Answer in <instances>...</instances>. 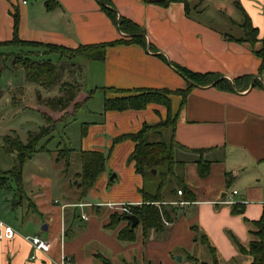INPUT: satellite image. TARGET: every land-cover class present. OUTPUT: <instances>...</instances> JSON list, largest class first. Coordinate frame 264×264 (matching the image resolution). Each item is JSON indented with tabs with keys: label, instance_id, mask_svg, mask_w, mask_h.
Returning a JSON list of instances; mask_svg holds the SVG:
<instances>
[{
	"label": "crops",
	"instance_id": "obj_1",
	"mask_svg": "<svg viewBox=\"0 0 264 264\" xmlns=\"http://www.w3.org/2000/svg\"><path fill=\"white\" fill-rule=\"evenodd\" d=\"M55 1L58 5L47 11L45 0H0V43L12 39L15 10L17 35L24 42L75 49L129 40L131 34L120 31L105 9L114 12L116 21L134 24L143 38L138 44L108 47L101 62L73 63L84 70L80 93H95L65 123L57 124L59 138L52 149L47 148L51 140L40 142L45 151L23 166L21 190L12 183L8 191H0V224L15 233L11 240L0 238V264H60L63 256L69 264H193V259L212 264L210 250L199 240L202 235L218 264H250L252 258L239 252L233 238L247 248L264 209V88L253 87L255 80L260 82L256 52L264 36V0H186L187 12L181 3H152L158 0ZM245 17L257 31L254 44L244 41ZM172 65L217 77L224 81L220 87L230 85L231 90L203 81L185 99L171 95L169 111L157 104L141 110H103L105 99L128 95L103 88L130 93L185 89L188 82ZM168 116L174 119L173 127L149 132L145 139L157 135L178 144V173L192 199L175 195L171 190L177 186L168 188L163 196L170 220L163 221L169 225L163 224L159 233L150 231L145 240L139 227L133 243L119 242L116 233L125 223L116 231L104 225L111 214L122 213L120 206L141 205L142 191L154 193L156 180L146 184L135 172L129 160L133 141L113 140ZM153 140L149 142H158ZM63 148L71 151L67 168L55 159ZM80 152L106 156L104 171L82 199L72 185L81 173ZM200 159L209 162L204 178L198 175ZM13 190L26 203L25 216L14 217L9 209L5 194L16 197ZM235 205L243 206L241 214L232 213ZM73 213L79 218L73 220ZM28 237L47 242L48 249L36 251Z\"/></svg>",
	"mask_w": 264,
	"mask_h": 264
},
{
	"label": "trees",
	"instance_id": "obj_2",
	"mask_svg": "<svg viewBox=\"0 0 264 264\" xmlns=\"http://www.w3.org/2000/svg\"><path fill=\"white\" fill-rule=\"evenodd\" d=\"M103 3L102 0H100ZM159 7H167L172 3H181L184 5L186 12L188 11V3L186 0H158L152 2ZM58 3L55 0H45V8L47 11L52 10ZM108 16L117 24V28L120 31H128L131 36L129 40H118L110 44H95V45H81L75 49H69L61 46L41 44L35 42H24L19 40L18 24L19 16L15 10L12 14L13 18V36L10 41L0 43V47H18L28 49L27 53H20L15 57V65H18L24 70L25 79L27 82L32 83L44 90H49L53 86L59 83V79L64 73H70L76 66L74 64H61L55 65L48 61L36 60L33 57L37 55H49L57 54L61 58L68 61L73 59H83L88 61H103L105 58L106 49L108 47L116 45H129L134 43H141L143 34L134 24L124 20L122 18L116 21L114 12H110L105 9ZM263 19H264V2H263ZM246 35L245 40L250 44H254L257 41V31L251 26L249 19L245 17L243 24ZM262 48L256 52L257 57L261 60L259 67V81L253 82V87L258 86L264 88V36L261 40ZM1 55V54H0ZM173 68L188 82L187 86L183 90H177L174 92L168 90H138L134 93L124 92L113 89H101L102 91H112L116 94L128 95L118 96L115 98H107L103 103V110L105 112L115 111L123 112L127 110H141L148 104H157L170 110L171 95H179L182 99H185L189 92L195 85H201L202 82L207 81L210 83L215 82V87L224 90H231L230 85L220 87L224 81L217 80V77L210 75H200L191 73L183 68L172 65ZM79 69V68H77ZM80 78V76H78ZM246 80V77L242 78ZM214 81V82H213ZM247 81V80H246ZM236 87L238 86V79L234 81ZM60 84V85H59ZM58 84L59 95L57 97L42 98L41 94L37 93V102L40 109H38L43 116L45 126L39 128L37 132L29 133L26 143H22L18 137L15 140L4 138V143L8 152H16V165L12 170L7 172H0V191H8L11 188V184L16 185L17 190H21L22 185V169L23 166L32 158V156L38 152L45 151L44 146H39L40 142L44 139H50L57 124L65 123L67 118L76 113L84 103L89 101L95 91H90L88 94L81 92L82 82L81 80L74 79L73 82L63 81ZM246 86V85H245ZM244 86V87H245ZM174 119L167 117L164 122H161L154 126L144 125L142 129L134 135H123L113 140V144H117L124 140H131L135 143L133 152L130 155L129 160L134 163L135 172L140 175L144 180L148 176L152 175V171L156 172L155 178L158 179V184L154 193L142 191L143 203L139 206H129L130 214L125 213H113L109 217V222L104 225L106 230L116 231L121 223H125V226L118 229L116 238L122 243H133L136 239V230L140 227L142 236L145 239L148 238V233L154 231L156 233L163 231V220H170L168 212V206L165 205L166 201L163 196V191L167 188L177 186L178 189L172 188V192L177 195V191H181V196H184L185 200L192 199V194L187 190L184 182V178L178 173V166L181 162H178L175 158V150L178 144L171 139L170 141H158L148 142L145 136L149 132L158 133L162 129L173 127ZM71 151L63 148L58 150L56 155V162H64L65 168L70 165ZM79 159L81 163V173L77 175L75 179L76 184H72L79 191L80 199H82L87 191L94 185L97 177L104 171L106 156L100 152H80ZM198 175L204 178L209 172V162L202 159L197 161ZM185 194V195H184ZM97 210V209H95ZM243 212V206L235 205L232 207L233 214H241ZM73 220L79 218L73 213ZM129 216H134L138 220V224L131 228V222L128 220ZM256 231L253 233L255 240L250 242L247 248L240 245L234 238L238 250L240 253L252 258L250 264H264V209L261 218L254 222ZM67 232H65L66 234ZM210 250L213 262L212 264H218L215 250L210 246L205 236H198ZM107 262H103L106 264ZM193 264H205L199 263L197 260H192Z\"/></svg>",
	"mask_w": 264,
	"mask_h": 264
},
{
	"label": "rangeland",
	"instance_id": "obj_3",
	"mask_svg": "<svg viewBox=\"0 0 264 264\" xmlns=\"http://www.w3.org/2000/svg\"><path fill=\"white\" fill-rule=\"evenodd\" d=\"M27 51L28 49L26 48L0 47V172L12 170L16 165V152L7 151L4 138L7 137L10 140H15V138L18 137L22 143H26L29 133L37 132L40 127L45 125L42 113L38 110L40 106L37 102V93L39 92L42 98L57 97L60 93L58 88L59 83L63 81L72 83L74 79L83 81L84 78V70H82L81 67L79 69L75 67L70 73H67L66 78L68 80L61 76L59 83L51 89H41L37 85L27 82L24 70L14 63L17 55H20L21 52L27 53ZM33 58L41 61L49 60L55 65H61L64 62L69 65L81 60L73 59L70 62L57 54L44 56L41 54ZM78 76H80V78H78ZM58 135L59 131L55 129L52 133L54 137L49 139L51 142L47 148L52 149L54 147L58 141ZM156 136L151 135L147 141L149 142L151 139H154L153 141H163L159 136ZM61 138L62 134H60V139ZM164 139V141H166V138ZM150 180H156L157 186L158 179L155 178L153 174L146 178V184ZM13 192L16 194V197H14L13 193L10 195L9 192L2 194L6 195L9 209L14 217H20L21 215L25 216L27 210L26 203L20 200L16 190H13ZM164 192L167 194L168 188L165 189ZM17 201L19 204L15 205L14 203Z\"/></svg>",
	"mask_w": 264,
	"mask_h": 264
},
{
	"label": "built area",
	"instance_id": "obj_4",
	"mask_svg": "<svg viewBox=\"0 0 264 264\" xmlns=\"http://www.w3.org/2000/svg\"><path fill=\"white\" fill-rule=\"evenodd\" d=\"M236 194L235 192H233V195ZM177 195L178 196H181V191H177ZM184 203H180V205H183ZM129 206H126V205H123V206H120L121 208V211L125 214H130V211L128 209ZM84 218V217H83ZM86 219V218H84ZM163 224L165 226H168L169 223L166 222V221H163ZM15 233L14 231L10 228V227H7V226H4L2 224H0V238L2 239H7V240H11L13 239ZM26 240H28L30 242V244L33 246V248L36 250V251H39V252H45L47 249H48V244L47 242L45 241H42L40 240L39 238L37 237H28L26 238ZM60 264H69V260L63 256L61 258V263Z\"/></svg>",
	"mask_w": 264,
	"mask_h": 264
},
{
	"label": "water",
	"instance_id": "obj_5",
	"mask_svg": "<svg viewBox=\"0 0 264 264\" xmlns=\"http://www.w3.org/2000/svg\"><path fill=\"white\" fill-rule=\"evenodd\" d=\"M154 176L156 175V172L155 171H152L151 172ZM112 177H115V176H112ZM113 179V178H112ZM128 220L131 222V228H134L137 224H138V220L134 217V216H129L128 217ZM46 227L44 226L42 228V230H45ZM179 260V259H178Z\"/></svg>",
	"mask_w": 264,
	"mask_h": 264
}]
</instances>
